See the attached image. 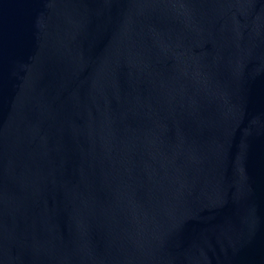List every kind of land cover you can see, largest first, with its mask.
<instances>
[{"label": "water", "instance_id": "1", "mask_svg": "<svg viewBox=\"0 0 264 264\" xmlns=\"http://www.w3.org/2000/svg\"><path fill=\"white\" fill-rule=\"evenodd\" d=\"M0 264H264V0H0Z\"/></svg>", "mask_w": 264, "mask_h": 264}]
</instances>
